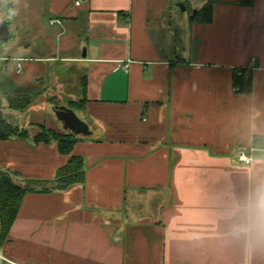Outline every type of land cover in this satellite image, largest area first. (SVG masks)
Segmentation results:
<instances>
[{"label":"crops","instance_id":"obj_1","mask_svg":"<svg viewBox=\"0 0 264 264\" xmlns=\"http://www.w3.org/2000/svg\"><path fill=\"white\" fill-rule=\"evenodd\" d=\"M37 1L34 16L63 28L60 45L40 28L46 54L15 45L12 23L1 110L32 132H65L49 101L65 63L76 86L87 80L75 112L92 134L73 150L85 182L28 193L0 264H264V0H215L210 24L176 16L209 0ZM249 65L253 92L237 93L234 71ZM19 94L35 97L25 111L9 106ZM68 158L57 142L0 140V174L20 180H54Z\"/></svg>","mask_w":264,"mask_h":264},{"label":"trees","instance_id":"obj_2","mask_svg":"<svg viewBox=\"0 0 264 264\" xmlns=\"http://www.w3.org/2000/svg\"><path fill=\"white\" fill-rule=\"evenodd\" d=\"M241 5L253 6L254 0H238ZM215 0H209L207 4L197 11L193 16V21L203 24L212 23L213 6ZM0 10L15 11L10 0H0ZM1 12V11H0ZM12 16V15H11ZM256 66L249 65L245 68L235 69L233 86L235 92L240 94H249L253 92V69ZM82 110L87 102L86 78L82 79ZM9 106L13 110L25 111L35 100V97L28 94L9 95L7 96ZM76 112L77 109L74 108ZM81 110V111H82ZM80 111V112H81ZM79 113V112H78ZM39 129L34 135L31 130L15 125L8 120L0 107V140L11 139H31L34 143H51L57 142L59 150L62 154L69 156L68 162L57 171L54 180L51 181H35L20 180L18 175L12 173L1 172L0 174V251L8 240L9 233L19 214L23 199L28 193L39 192L48 193L55 190H68L73 186L83 184L85 182V167L82 157L73 155L76 144L81 139L80 135H75L70 131L63 133L48 129L43 125L35 126ZM255 141H260L255 139ZM264 146V143L257 144Z\"/></svg>","mask_w":264,"mask_h":264},{"label":"rangeland","instance_id":"obj_3","mask_svg":"<svg viewBox=\"0 0 264 264\" xmlns=\"http://www.w3.org/2000/svg\"><path fill=\"white\" fill-rule=\"evenodd\" d=\"M11 3L15 5L16 15L12 17L8 10L2 9L0 10V22L8 18H13L12 31H14L16 34L13 41L15 45L18 44V46L20 47L29 45L30 47H33L36 44H38L39 46L43 44L44 48L41 47V49H44L43 54H46V51H48L49 49L51 50L52 46L49 41H46V39H44L46 38L44 34L43 38L40 39L39 36H41L42 34L39 33V28L40 30H48L49 34L53 37L52 43L55 45V47L60 45L57 36L63 31V28L59 25H52L47 15H44L41 20L38 19L37 16H34V13H32V8L33 4L35 6V4L39 3L37 0H12ZM184 7L187 9L184 10ZM195 11L196 10H192L191 6L188 4L187 7L186 5H183L182 7H180V9H177L176 16L177 18H179V20L187 22L188 19L192 15H194ZM68 39L69 33L64 35L62 41H64L65 43L68 41ZM176 43L178 45H181L182 41H178ZM57 65L58 70L62 73V84H58L55 82L51 84L49 91V101L54 106H67L68 108H71L73 110L75 108L78 112H80L82 110V104H79L82 99V85L79 84L78 86H76L73 82L74 77L77 76L74 72H72L74 70L68 69L65 63H57ZM38 131L39 129L35 127L33 129L34 133H32V135H34Z\"/></svg>","mask_w":264,"mask_h":264},{"label":"water","instance_id":"obj_4","mask_svg":"<svg viewBox=\"0 0 264 264\" xmlns=\"http://www.w3.org/2000/svg\"><path fill=\"white\" fill-rule=\"evenodd\" d=\"M196 13L197 11L194 14ZM11 26V19H5L0 22V45L3 42L8 43L11 41L13 37V32L10 29ZM53 111L66 131L80 136H90L92 134L89 125L73 109L67 106H55Z\"/></svg>","mask_w":264,"mask_h":264},{"label":"built area","instance_id":"obj_5","mask_svg":"<svg viewBox=\"0 0 264 264\" xmlns=\"http://www.w3.org/2000/svg\"><path fill=\"white\" fill-rule=\"evenodd\" d=\"M77 4H79V2H77ZM52 22L55 23V21H52ZM125 69L127 71H129V63H127L125 65ZM238 159H239V161H241V162H243L245 164H251L253 162V158L247 154V150L246 149H243V150H241L239 152ZM12 264H17V263H12ZM30 264H34V263H30Z\"/></svg>","mask_w":264,"mask_h":264},{"label":"clouds","instance_id":"obj_6","mask_svg":"<svg viewBox=\"0 0 264 264\" xmlns=\"http://www.w3.org/2000/svg\"><path fill=\"white\" fill-rule=\"evenodd\" d=\"M15 11H11V15H15ZM259 210L262 214H264V200L261 201L260 205H259Z\"/></svg>","mask_w":264,"mask_h":264}]
</instances>
